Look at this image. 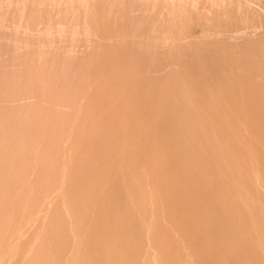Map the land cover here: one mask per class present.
Returning <instances> with one entry per match:
<instances>
[{"label": "rangeland", "instance_id": "1", "mask_svg": "<svg viewBox=\"0 0 264 264\" xmlns=\"http://www.w3.org/2000/svg\"><path fill=\"white\" fill-rule=\"evenodd\" d=\"M261 187L264 0H0V264H62L103 204L215 215L193 252L246 251Z\"/></svg>", "mask_w": 264, "mask_h": 264}, {"label": "bare ground", "instance_id": "2", "mask_svg": "<svg viewBox=\"0 0 264 264\" xmlns=\"http://www.w3.org/2000/svg\"><path fill=\"white\" fill-rule=\"evenodd\" d=\"M254 185H256V183ZM256 186H258V184ZM254 188H257V187H254ZM258 200H261V199L258 198L257 203L262 204V201H258ZM181 202H185V201H181ZM143 206L144 205H142V207ZM183 206H181L180 208L178 207L176 209V212H181L183 210L186 211L187 206L185 208H182ZM239 207L240 206H238V208ZM78 208H77V211H78ZM205 208L203 207L202 209L204 210ZM91 210L89 208V209H85L86 212L82 210H81L82 212L80 211L82 214L84 212L85 215L87 214V212L90 213V216L89 215L85 216L87 217L86 223H85L86 220L83 223L81 222L84 219L82 220L80 219L81 221H79V216L78 218L76 217L77 219L75 220H74L75 216L73 217V220H70L72 219L71 216H70L71 217L70 219L68 218V220H70L71 222L69 221L70 222L69 223L67 221L69 225L68 224L66 225H67L68 230H70V231L68 230L67 231L70 233H69V236L66 237L65 239L63 238L64 233L62 234L63 236L61 238L64 239V241L67 243L65 245L67 246H66L65 251H63L62 254H60L61 251L59 253L60 257L63 255V257L61 258L62 262L60 263L62 264H264V224H262L264 223V220L263 222L258 220L259 222H257V224L258 223L259 224L256 227L250 226V225L248 226L247 222H241V221L237 225L238 240H236V242L248 244L249 246H251L250 249L246 251L241 250L240 252L239 251L236 252L234 251L233 248H231L233 245V241H231L232 243L231 242H228L225 244L220 243L221 244L220 247H217L218 246L217 244L215 245L214 242H211L212 245H210V247H207L206 254H204L203 257H200L202 255L193 252L194 251L193 246H196L197 243L195 244L194 239H190L189 237H192L194 233L205 232V229H203V227L201 226L204 223V222L202 223L203 217L201 216H207L205 219L209 218V216L210 218L213 217L214 219L215 215L212 216L209 214L208 215L201 214L200 216L199 215L193 216L192 214V216L189 217V215L187 216V215H184L183 213L182 215L185 216V217L182 216L183 218L182 217L177 218L178 215L176 217L168 216L166 220H163V218L161 219V221L163 220L162 223L167 221L166 224L158 228V224L157 225L155 224L153 226L154 222L153 224L151 223L152 226L149 225L150 222L149 224L147 223L149 219L146 220L145 216L148 217L149 213L148 215H146L145 211H141L140 209L136 207L135 208L134 207L133 208L132 207L123 208L118 205L103 204L97 207L96 206H94L93 208L91 207ZM197 210H194V211H197ZM77 211L75 210L76 214H77ZM198 211L196 213H198ZM70 212H73V211H70ZM79 213L77 215H79ZM258 214L260 216L259 211H258ZM186 216L189 217V219ZM198 217H200L201 219ZM151 218H153V216ZM210 218L208 219L209 221L211 220ZM260 218L263 219L262 217ZM150 221H153V220H150ZM154 221L156 222V219ZM205 224L207 225V222ZM174 230L176 232H174ZM208 230H209V235L206 230V234H207L206 237H208V239L210 236L217 234V232L215 233V231H212L211 229H208ZM249 230H251L252 232L250 231L249 233L248 232ZM177 233H179L181 239H185L184 242L186 243L187 248L189 250L193 248L192 250H190L189 252H186V251L183 252L182 250H180V252L174 251V253L171 250H167L169 249V247L171 248L172 246H174L173 245L174 243L170 245L169 244L170 242H175V241L177 242L178 237H174V235H176ZM172 238L174 239L176 238V239L174 240ZM214 239L216 238L214 237ZM223 242L225 241L223 240ZM163 244L169 245L167 249L163 248ZM213 244L215 246H213ZM55 245H56V250H58L57 247L59 248L60 246L59 245L57 246V244ZM165 246L166 245H164V247ZM59 249L61 250V248ZM50 253L52 254L53 252L51 251ZM57 259H59V257H57ZM57 261H60V260H57Z\"/></svg>", "mask_w": 264, "mask_h": 264}]
</instances>
